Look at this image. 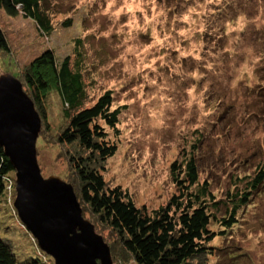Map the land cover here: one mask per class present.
<instances>
[{
	"label": "rangeland",
	"instance_id": "rangeland-1",
	"mask_svg": "<svg viewBox=\"0 0 264 264\" xmlns=\"http://www.w3.org/2000/svg\"><path fill=\"white\" fill-rule=\"evenodd\" d=\"M48 1V36L32 21L0 11L11 54L9 62L0 56V76L50 51L57 63L66 56L77 62L87 106L111 92V110L122 108L116 132L105 128L116 147L102 173L109 187L153 211L175 194L171 164L192 152L199 181L215 200L243 189L239 179L264 162V0ZM45 107L48 127L35 143L39 173L72 185L77 180L64 147L53 138L63 124L55 91ZM13 197L0 200V239L18 263L53 264L11 210ZM82 218L91 224L89 210ZM236 218L211 242L212 255L187 264H264V186ZM97 235L103 241L108 233Z\"/></svg>",
	"mask_w": 264,
	"mask_h": 264
},
{
	"label": "trees",
	"instance_id": "trees-1",
	"mask_svg": "<svg viewBox=\"0 0 264 264\" xmlns=\"http://www.w3.org/2000/svg\"><path fill=\"white\" fill-rule=\"evenodd\" d=\"M51 9L48 0H0V11L5 16L20 15L32 21L43 36L52 32ZM64 25L68 26L67 22ZM79 45L77 41L74 47L77 58L81 57L77 51ZM0 56L7 62L11 58L1 27ZM11 76L19 81L33 104L40 119L38 135L42 140L43 131L48 127L44 122L45 100L49 91L57 93L63 124L53 133V138L57 145L64 147L65 160L77 180L69 184L81 215L89 210L95 233H108L103 242L112 264H187L197 255H212L211 242L236 225L237 212L264 186L262 162L257 164L252 176L239 179L243 189L227 191L224 199L215 200L207 182L200 183L197 162L189 152L169 168L175 194L166 204L150 212L144 207L136 208L124 191L117 186L109 187L102 177L106 160L116 151L115 143L107 139L105 128L116 132L122 108L111 110V92H103L87 106V85L77 62H70L66 56L57 63L50 51L43 52ZM13 187V171L0 148V200H11ZM40 263L38 258L18 263L10 245L0 239V264Z\"/></svg>",
	"mask_w": 264,
	"mask_h": 264
},
{
	"label": "water",
	"instance_id": "water-1",
	"mask_svg": "<svg viewBox=\"0 0 264 264\" xmlns=\"http://www.w3.org/2000/svg\"><path fill=\"white\" fill-rule=\"evenodd\" d=\"M40 120L21 84L0 76V148L14 175L12 208L37 248L53 264H111L107 245L81 216L69 184L43 179L35 143Z\"/></svg>",
	"mask_w": 264,
	"mask_h": 264
}]
</instances>
